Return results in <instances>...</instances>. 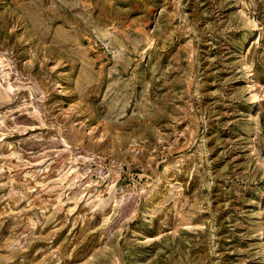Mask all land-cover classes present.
<instances>
[{
    "label": "rangeland",
    "instance_id": "374dc122",
    "mask_svg": "<svg viewBox=\"0 0 264 264\" xmlns=\"http://www.w3.org/2000/svg\"><path fill=\"white\" fill-rule=\"evenodd\" d=\"M0 264H264V0H0Z\"/></svg>",
    "mask_w": 264,
    "mask_h": 264
}]
</instances>
